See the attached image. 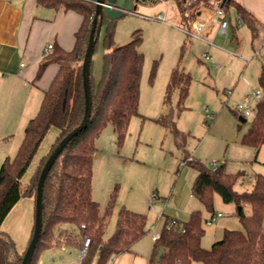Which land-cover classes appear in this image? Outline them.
<instances>
[{"label":"trees","instance_id":"1","mask_svg":"<svg viewBox=\"0 0 264 264\" xmlns=\"http://www.w3.org/2000/svg\"><path fill=\"white\" fill-rule=\"evenodd\" d=\"M97 0H37L47 8L73 11L83 17L76 33L72 51L54 48L40 65V78L51 62L60 64V70L45 93L41 109L25 129L22 145L13 158H7L0 168V264H22L32 240L34 228L26 250L20 253L13 237L3 230V225L14 207L23 199L36 202L41 172L56 147L85 116V89L83 60L92 29V20ZM145 0H143L144 2ZM182 15L183 23H190L202 13V7L210 10L223 9L226 14L234 8L241 22L257 32L253 14L237 0H174ZM215 2V8L210 3ZM212 6V7H211ZM116 21L104 20L105 35L101 75L94 80L91 65L90 83L92 93V115L85 130L79 133L64 149L52 167L44 186L43 229L32 264H38L43 252L59 246H79L84 257L81 264H109L116 256L133 252L137 242L147 236V217L144 214L123 208L120 211L115 233L105 238L112 216L113 201L104 213L93 198V166L97 154L95 141L102 130L112 125L120 142L125 138L131 119L139 115L140 89L144 53L141 51L142 37L115 47ZM98 45V43H97ZM97 48V46H96ZM96 51V49H95ZM155 68L151 80L155 76ZM192 76L180 66L173 69L167 86L165 101L169 102L180 91L182 99L188 96ZM262 98L255 106V119L242 138V144L253 147L258 154L264 148V63L259 76ZM241 121L245 117L239 115ZM241 116V117H240ZM161 122L171 129L181 146L187 142L186 134L180 132L173 120L163 118ZM52 128L59 135L48 154L42 157L40 168L35 170L29 183L22 180ZM197 176L192 185V195L214 216V194L224 203H234L242 230L225 229L222 239L210 249L202 246L205 235V220L201 211L191 214L188 221L166 217L159 238L154 240V252L149 264H264V175H258L251 191L238 192L235 184L240 175L228 173L225 165L210 170L199 161H188ZM252 208L246 215L244 206ZM172 220H176L173 224ZM91 239L87 250L85 238Z\"/></svg>","mask_w":264,"mask_h":264},{"label":"rangeland","instance_id":"2","mask_svg":"<svg viewBox=\"0 0 264 264\" xmlns=\"http://www.w3.org/2000/svg\"><path fill=\"white\" fill-rule=\"evenodd\" d=\"M210 4L212 8L217 6L215 2ZM159 14L164 16V21L156 18ZM229 15L235 19L233 8ZM182 23L174 0H145L134 12L116 21L115 47L136 37L143 38L141 51L145 62L139 115L131 119L122 142L110 124L95 141L93 198L100 204L102 213L113 201L105 238L115 233L123 208L144 214L149 233L135 250L147 257L154 252V235L161 232L166 217L184 220L195 211H201L205 220L212 216L192 195L197 171L188 161L202 162L210 170L225 165L228 173L242 174L235 184L238 192L251 191L256 176L264 175V148L256 160V150L242 144L243 136L255 119L258 101L254 95L261 91L264 28L255 33L243 24L234 33L230 29L227 36H220L217 31L211 37L204 33L203 38H199L183 29ZM104 35L100 36L93 57L95 81L99 80L102 68ZM205 39L213 40V44ZM177 66L190 73L192 83L185 99L177 90L166 102L170 76ZM154 68L155 76L151 80ZM246 99L251 101V107L250 114L244 116L246 109L242 104ZM236 112L244 116L245 121H241ZM163 118L173 120L177 129L186 134L188 138L183 146L175 133L161 122ZM56 134V128L48 133L22 180L23 186L40 168V161L51 149ZM213 200L214 216H222L211 225L204 223L206 232L202 246L206 249L222 239L225 229H243L239 208L234 203H224L218 194H214ZM35 212V200L23 198L7 217L3 230H12L21 243L28 220L32 228L35 225ZM244 212L251 215V206H244ZM56 249L43 252L38 264L41 261L42 264H81L84 252L79 246Z\"/></svg>","mask_w":264,"mask_h":264},{"label":"crops","instance_id":"3","mask_svg":"<svg viewBox=\"0 0 264 264\" xmlns=\"http://www.w3.org/2000/svg\"><path fill=\"white\" fill-rule=\"evenodd\" d=\"M237 1L253 14L258 31L264 28V0ZM201 10L202 13L190 25L182 23V28L190 31L195 22H204L206 28L203 34L211 37L218 31L217 10L206 7ZM234 13V21L227 14L230 21L229 32L231 29L233 33L244 24L238 26L239 17L235 9ZM82 22L83 17L76 12L47 8L37 0H0V168L7 158L13 159L17 155L29 121L38 115L45 93L60 70V64L51 62L43 75L37 78L40 65L52 52H47L48 46L72 51ZM210 23H213L211 29ZM102 34H105L104 26ZM104 50L107 52L105 48ZM58 135L59 131L56 138ZM191 214L180 221H188ZM28 221L21 243L12 230L5 229L17 243L20 253L26 250L34 228L31 227V220ZM137 244L138 242L135 246ZM135 246L133 252L118 255L109 264H149L150 257L136 251ZM56 250L55 247L50 251Z\"/></svg>","mask_w":264,"mask_h":264},{"label":"water","instance_id":"4","mask_svg":"<svg viewBox=\"0 0 264 264\" xmlns=\"http://www.w3.org/2000/svg\"><path fill=\"white\" fill-rule=\"evenodd\" d=\"M143 0H97L96 1V11L92 20V29L90 34V40L87 47V51L83 60V76H84V89H85V116L81 124L75 128L71 133H69L56 147L54 152L51 154L47 160L38 183L37 197H36V212H35V225L34 234L32 240L27 248L26 254L24 256L22 264H32L33 257L41 238L43 229V195L44 186L46 179L57 161L58 157L62 154L67 145L83 130H85L89 124L92 115V93H91V83H90V73L91 65L93 63V57L95 54V49L99 41L102 28L104 26V20L115 21L124 17L127 13H132L135 11L136 7L140 5ZM97 155H95V158ZM241 209L239 208V211Z\"/></svg>","mask_w":264,"mask_h":264},{"label":"built area","instance_id":"5","mask_svg":"<svg viewBox=\"0 0 264 264\" xmlns=\"http://www.w3.org/2000/svg\"><path fill=\"white\" fill-rule=\"evenodd\" d=\"M158 20L160 21H164V16L162 14H160L158 17H156ZM216 18H217V22H218V35L220 36H227L228 32H229V27H230V21L227 17V14L225 13V11L223 9H218L216 12ZM237 23L238 26L241 27L242 26V22L240 20V18L237 19ZM206 28V23L204 22H195L192 26V30H190L189 34H192L194 36H197L199 38H203L202 34L204 29ZM209 44H213V41H209ZM53 49V45H49L47 48V52L51 51ZM205 57H209L207 54L204 55ZM212 60V58H210ZM255 99L257 101L261 100L262 98V91H257L254 95ZM242 107L246 109V113L244 114V116L249 115V111L248 109L251 107V101L249 99H246L245 102L242 104ZM207 118H209V116H207ZM221 214H218L217 217H221ZM216 216L211 217L209 220L206 221V223L208 225H211L212 223H214L217 220ZM172 223L175 224L176 220H172ZM159 235H155L154 236V240L158 239ZM91 244V239L89 237L85 238L84 241V248L85 250H87L89 248Z\"/></svg>","mask_w":264,"mask_h":264}]
</instances>
